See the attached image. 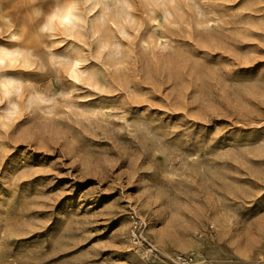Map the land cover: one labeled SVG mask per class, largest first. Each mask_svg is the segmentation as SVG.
<instances>
[{"label":"rangeland","instance_id":"374dc122","mask_svg":"<svg viewBox=\"0 0 264 264\" xmlns=\"http://www.w3.org/2000/svg\"><path fill=\"white\" fill-rule=\"evenodd\" d=\"M0 58V264H264V0H0Z\"/></svg>","mask_w":264,"mask_h":264},{"label":"clouds","instance_id":"9594fccd","mask_svg":"<svg viewBox=\"0 0 264 264\" xmlns=\"http://www.w3.org/2000/svg\"><path fill=\"white\" fill-rule=\"evenodd\" d=\"M79 23H81V21L78 19L75 9L73 7H68L53 13L45 24V30H48L53 26L60 28H72Z\"/></svg>","mask_w":264,"mask_h":264},{"label":"bare ground","instance_id":"6f19581e","mask_svg":"<svg viewBox=\"0 0 264 264\" xmlns=\"http://www.w3.org/2000/svg\"><path fill=\"white\" fill-rule=\"evenodd\" d=\"M3 59L0 58V62L2 61ZM79 61V60H78ZM75 65H78V62L75 63ZM220 191V190H219ZM213 194V193H212ZM218 227V226H217ZM230 229V228H229Z\"/></svg>","mask_w":264,"mask_h":264},{"label":"snow or ice","instance_id":"6c2138e0","mask_svg":"<svg viewBox=\"0 0 264 264\" xmlns=\"http://www.w3.org/2000/svg\"><path fill=\"white\" fill-rule=\"evenodd\" d=\"M261 198H264V196H262Z\"/></svg>","mask_w":264,"mask_h":264}]
</instances>
